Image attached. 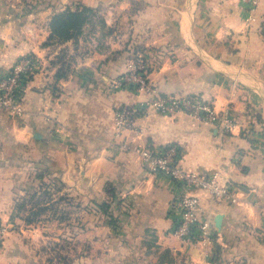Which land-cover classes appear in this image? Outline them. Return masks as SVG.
I'll return each mask as SVG.
<instances>
[{
  "label": "crops",
  "instance_id": "1",
  "mask_svg": "<svg viewBox=\"0 0 264 264\" xmlns=\"http://www.w3.org/2000/svg\"><path fill=\"white\" fill-rule=\"evenodd\" d=\"M40 1L38 12L12 13L13 0H0V74L28 54L40 64L26 88L25 115L0 110V186L9 176L19 191L24 171L46 170L60 196L94 201L75 248L63 255L73 264H264V0L256 10L244 0ZM74 1L99 10L102 25L93 19L77 41L51 44V18ZM137 53L152 59L150 79L162 95H199L236 119L224 132L188 115L153 113L124 134L133 147L177 145L182 169L219 173L237 189V203L191 193L211 212L215 239L206 250L173 232L174 202L186 191L115 138L116 109L148 98L114 87ZM62 66L69 73L56 81ZM15 224L0 264H51L47 244L68 237L57 221L52 234L49 222L17 217Z\"/></svg>",
  "mask_w": 264,
  "mask_h": 264
},
{
  "label": "built area",
  "instance_id": "2",
  "mask_svg": "<svg viewBox=\"0 0 264 264\" xmlns=\"http://www.w3.org/2000/svg\"><path fill=\"white\" fill-rule=\"evenodd\" d=\"M251 10H256L260 0H244ZM254 20V17L251 18ZM152 59L145 53H137L128 70L114 83L118 89H127L147 95L142 103L124 104L115 111L114 135L120 141V147L140 156L145 166L152 172L170 177L186 192L174 202L180 218L174 227V234L185 246H202L208 249L215 239L211 212H206L194 191H204L211 203L231 201L237 203L238 191L235 187L221 181L219 173L201 174L182 169L179 165L182 149L177 145H168L161 149L151 146H130L124 140V134L135 129L140 118L153 113L168 117L180 114L188 115L195 121L229 132L236 125L231 110L218 112L212 102L199 95H162L151 82ZM40 70L38 59L28 54L21 57L11 70L0 74V110L11 116L21 118L25 115L24 99L26 88ZM10 226L0 223V252L2 251Z\"/></svg>",
  "mask_w": 264,
  "mask_h": 264
},
{
  "label": "rangeland",
  "instance_id": "3",
  "mask_svg": "<svg viewBox=\"0 0 264 264\" xmlns=\"http://www.w3.org/2000/svg\"><path fill=\"white\" fill-rule=\"evenodd\" d=\"M74 3L81 5L80 2L74 1ZM8 9L12 13H34L38 12L41 7L45 6L43 1L40 0H13V3H9ZM73 5L75 8L77 5ZM97 13H100L98 10ZM102 20L97 14V17L94 18V23L102 25L100 22ZM5 164V163H4ZM39 174H43L41 177L37 178L35 176H31L29 172L24 171L22 174V180L19 183V191H17V187L11 190V177L4 176L3 178V186H0V223H4L6 225H12V228L15 229L16 224L15 220L18 216H15L17 205L21 202L25 201L29 206L26 209H41L46 207V203H50V207L53 209L49 212H44L34 217L36 218L35 224H40L42 222H49V233H56L53 224L57 221L61 224H64L63 229H65V234L68 237H65L67 241L65 242L63 239L61 241L51 240V243H48L46 248L51 250L50 255L54 256L57 263H61V259L57 258L59 254H56V251H62V255H66L72 249L75 248V243L72 241L74 235H78L82 232V229H85L83 226V222L80 221L82 214L85 213H94V201L90 202L88 205H82L76 201H60V195L54 189L50 187L46 189L45 185H59L56 179H51L46 176L48 171L43 170L38 172ZM51 179V180H50ZM56 189V188H55ZM37 192V193H36ZM58 209V210H56ZM90 210V211H89ZM6 214V217H4ZM30 213L22 212L19 214L21 220L24 217H27ZM17 223V222H16ZM76 223L77 225H75ZM77 227V229H74ZM11 229V228H10ZM70 238V239H69ZM67 257H69L67 255Z\"/></svg>",
  "mask_w": 264,
  "mask_h": 264
},
{
  "label": "trees",
  "instance_id": "4",
  "mask_svg": "<svg viewBox=\"0 0 264 264\" xmlns=\"http://www.w3.org/2000/svg\"><path fill=\"white\" fill-rule=\"evenodd\" d=\"M96 17H97V10H95L94 8L88 7L86 5H83V4L77 5L75 8H73V6L66 7L64 10L57 12L51 18V21L49 24V28L51 32L49 42L51 44H58V43L62 44V43H66L71 40L77 41L83 35L86 26L90 24L92 20ZM68 73H69V67L62 66L59 69L58 73L56 74V81H59L62 78L67 77ZM42 175L43 174L37 173L36 177L39 178ZM45 186H46V189L50 187L51 189H54V191H58L56 185L55 186L45 185ZM109 194L111 197H115L114 189L112 187L109 188ZM59 200L60 201L67 200L70 202L73 201V199H71L68 196H64V195L60 196ZM28 206L29 205L25 201H23L19 205H17L16 212H15L18 217H19V214H21L22 212L30 213L27 217H24V219H22L27 225L35 224V221H36L35 219L37 218V216L39 217L40 214L44 212H49L53 209V207H50L49 202L46 203L45 205L46 207H43L39 210L34 209L32 207L31 209H26L28 208ZM99 208L103 212H105L107 215L110 214V208H111L110 204L104 203L101 206H99ZM64 241L66 242L67 239H64ZM58 254L59 256H57V258H60L62 262L57 263V264H73V259L67 256L61 255L60 252H58ZM55 260H56L55 257L50 258V263L56 264Z\"/></svg>",
  "mask_w": 264,
  "mask_h": 264
}]
</instances>
